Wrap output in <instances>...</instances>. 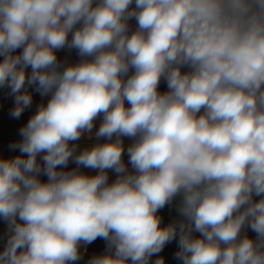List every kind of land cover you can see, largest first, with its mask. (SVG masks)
<instances>
[{"label":"clouds","instance_id":"obj_1","mask_svg":"<svg viewBox=\"0 0 264 264\" xmlns=\"http://www.w3.org/2000/svg\"><path fill=\"white\" fill-rule=\"evenodd\" d=\"M0 90V264H264V0H0Z\"/></svg>","mask_w":264,"mask_h":264},{"label":"crops","instance_id":"obj_2","mask_svg":"<svg viewBox=\"0 0 264 264\" xmlns=\"http://www.w3.org/2000/svg\"><path fill=\"white\" fill-rule=\"evenodd\" d=\"M66 53L61 52L60 56L63 57ZM75 53L71 54V59H75ZM165 85H161V90H164ZM40 101V97L38 95L34 96V106L35 103ZM12 107V99L8 97L2 90H0V154L5 156L12 155L8 150V144L12 141L19 138L18 129L26 123L27 119L31 115L32 110H28L24 113V115L19 120H14L9 116V110ZM127 142V141H126ZM162 215L167 220L170 217V213L168 209L163 210ZM5 225L3 222H0V234L4 232ZM104 249V241L98 239L93 244L88 246L89 253L93 252H101ZM176 251L175 242L167 245L163 252L161 253L164 256L166 264H177L174 259V253Z\"/></svg>","mask_w":264,"mask_h":264}]
</instances>
